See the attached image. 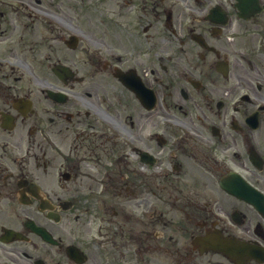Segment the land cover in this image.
Wrapping results in <instances>:
<instances>
[{"label":"flooded vegetation","instance_id":"af4514ba","mask_svg":"<svg viewBox=\"0 0 264 264\" xmlns=\"http://www.w3.org/2000/svg\"><path fill=\"white\" fill-rule=\"evenodd\" d=\"M68 1L0 0V264H264V0Z\"/></svg>","mask_w":264,"mask_h":264},{"label":"rangeland","instance_id":"374dc122","mask_svg":"<svg viewBox=\"0 0 264 264\" xmlns=\"http://www.w3.org/2000/svg\"><path fill=\"white\" fill-rule=\"evenodd\" d=\"M42 1H48V2H51V3H53V4H56L57 2H60V5H61V2H63V3H66V4H68L69 3V1L68 0H56V2L55 1H53V0H42ZM62 7L64 8V11L62 12L63 14H64V16L65 17H69L70 19H73V21L74 22H76L77 23V21L76 20H74L75 18L72 16V14H74V12L73 13H71V11H70V9H69V7L67 8L65 5H62ZM68 13H70L71 15L69 16V14ZM87 29L89 30V27H87ZM94 35H96V34H94ZM59 47H63V48H65L64 47V45H61V46H59ZM58 47V48H59ZM55 48H57V47H55ZM66 49V48H65ZM43 50H42V48L41 49H37V53L39 52V53H41ZM55 53H59L58 51H54ZM39 57V56H38ZM37 60H38V58H37ZM42 61H44V63H47L48 61H45V60H42ZM42 61H40V62H42ZM24 63H23V65L21 66V65H17L16 66V75H18V74H22V73H24V75L26 76V78H28V70L29 69H31V67L33 66V65H36L37 63H38V61H36V59L35 58H32V57H27V59H25V61H23ZM46 78L45 79H42V80H46V79H49V78H51V76L50 75H48L47 73H42ZM31 81H30V80ZM28 79V81H26L27 83H29V84H33V88H36L37 89V91H38V99H42V101H41V99L39 100V104L40 105H46V104H43V102H44V100H43V96L44 95H42V93H40V91L38 90L41 86L40 85H38L37 83H36V81H32L33 79L32 78H29ZM26 80V79H25ZM43 84H45L44 82H42Z\"/></svg>","mask_w":264,"mask_h":264}]
</instances>
